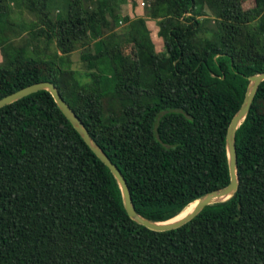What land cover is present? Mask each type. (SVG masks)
I'll return each instance as SVG.
<instances>
[{"label":"trees","instance_id":"obj_1","mask_svg":"<svg viewBox=\"0 0 264 264\" xmlns=\"http://www.w3.org/2000/svg\"><path fill=\"white\" fill-rule=\"evenodd\" d=\"M127 2L0 0V99L54 83L136 210L165 221L230 182L227 132L249 77L264 72V0H148L161 49L146 17L122 13ZM236 145V193L158 231L128 214L117 178L49 90L1 107L0 264H264V82Z\"/></svg>","mask_w":264,"mask_h":264},{"label":"water","instance_id":"obj_2","mask_svg":"<svg viewBox=\"0 0 264 264\" xmlns=\"http://www.w3.org/2000/svg\"><path fill=\"white\" fill-rule=\"evenodd\" d=\"M262 82H264V72L254 74L249 77V85L247 87L244 101L239 111L233 117L227 132L226 146H227V155H228V162L230 169L229 184L224 187L210 191L206 193L204 196L197 199L196 205L189 213L174 221H170V220H173L179 214L165 221H154L143 216L136 210L130 187L122 171L112 161V159L108 156V154L104 151V149L98 144L95 138L91 135L86 125L76 114V112L72 109V107L67 103V101L62 97L60 91L58 90L57 86L54 83L50 81H41L28 85L16 92H13L1 98L0 108L7 104H11L39 90H49L54 96L56 102L58 103L59 107L62 109L64 114L68 117V119L76 127V129L85 139V141L89 144V146L106 163V165L111 169V171L117 178L121 188L123 202L128 214L137 222L151 229L164 231V230L174 229L186 224L194 217H196L206 206L214 203L226 201L230 199L238 190L239 175H238V153H237V145H236V133L238 128L246 119L251 109L257 90Z\"/></svg>","mask_w":264,"mask_h":264},{"label":"rangeland","instance_id":"obj_3","mask_svg":"<svg viewBox=\"0 0 264 264\" xmlns=\"http://www.w3.org/2000/svg\"><path fill=\"white\" fill-rule=\"evenodd\" d=\"M244 1H245V4L248 6L254 4L253 3L254 0H244ZM147 7H148V0H129V2H127L126 4H124L122 6V13L124 15L130 14L132 18L143 17V16L146 17L148 20V25L153 30L154 40L158 44L159 49H161V44L163 42V39L161 37L157 36V34H156V32H157L156 20H154V19H152L146 15L147 14L146 13ZM16 10H18V9L16 8ZM202 16L209 18V16H211V15L208 12H204V14ZM24 19L29 21L31 19V16L28 13H24ZM123 31H125V24H122L118 28V32H123ZM24 34H26V31L24 32ZM26 36L27 35L23 36V38H25ZM3 59H4V56H3V53L0 49V62H2ZM72 59H73V67L78 70L79 76H81L83 81H87L88 78L86 76H84L85 67H84L83 62L81 60V49L76 50L72 54ZM105 60H107V59H105ZM112 73L113 72L108 68H105L104 71L102 72V74H103V86H104L105 92L110 97H111V94L113 93L114 84H115V77H114V74H112Z\"/></svg>","mask_w":264,"mask_h":264},{"label":"bare ground","instance_id":"obj_4","mask_svg":"<svg viewBox=\"0 0 264 264\" xmlns=\"http://www.w3.org/2000/svg\"><path fill=\"white\" fill-rule=\"evenodd\" d=\"M197 201L192 202L191 204H189L176 218H174L173 220L170 221H174L176 219H179L180 217L186 215L187 213H189L194 206L196 205Z\"/></svg>","mask_w":264,"mask_h":264}]
</instances>
